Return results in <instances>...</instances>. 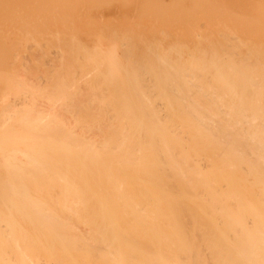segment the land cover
<instances>
[{
	"label": "bare ground",
	"instance_id": "obj_1",
	"mask_svg": "<svg viewBox=\"0 0 264 264\" xmlns=\"http://www.w3.org/2000/svg\"><path fill=\"white\" fill-rule=\"evenodd\" d=\"M14 1L0 264H264V0Z\"/></svg>",
	"mask_w": 264,
	"mask_h": 264
},
{
	"label": "rangeland",
	"instance_id": "obj_2",
	"mask_svg": "<svg viewBox=\"0 0 264 264\" xmlns=\"http://www.w3.org/2000/svg\"><path fill=\"white\" fill-rule=\"evenodd\" d=\"M7 1V0H6ZM13 0H11V4H13V2H12ZM16 1V0H15ZM14 1V2H15ZM17 1H19L20 2V0H17ZM31 1V0H30ZM103 1V4L102 5H99L98 3H96V4H94L92 7H89V4H86V5H83V7L85 8V9H82L81 10V7H80V5H76V4H73V6L75 5V7H73L72 5H71V7L70 6H67V3H63V2H61V1H58L59 3H60V6L59 7H56L59 11L62 9L63 11H65V10H68V8H69V10L68 11H65V12H67V14H65V17H67V19H69L70 17V15H74V16H76L77 17V15L78 16H80V15H83V18L85 17V15H86V13H85V11H87L88 12V10H90L91 8L92 9H94L93 10V13H89L90 14V18H88V20H84L83 22L81 21V17H79V18H77L79 21H80V23L78 24V20H76V19H73L74 20V22H73V20H72V18H70L69 20H71V21H68V22H71L70 23V25L72 24V25H74L75 27H77L78 29H81V30H83V31H86V32H89V33H91V34H98L99 32H107L109 29H111V27L110 26H116V27H118V26H121V22L120 21H122L121 20V15H118V14H122L124 11H123V9H122V11L120 10L119 11V13H118V8L119 9H121V7L122 6H116L115 4H114V2L115 1H108V0H102ZM4 2V4H3V6L2 7H0V10L3 12L4 10V12H3V18H6L7 16H6V10H8V8L7 7H9V9H11V8H16V11H19L21 8H23L21 5H18V2H15V6L14 7H12L13 5H11V4H8L9 6H7V4H6V2H5V0L3 1ZM9 2H10V0H9ZM111 2H113V5L111 4ZM6 4V5H5ZM16 4H17V6H16ZM71 4V2H69V5ZM106 4V5H105ZM109 4V5H108ZM110 4H111V6H110ZM123 4H124V2H123ZM82 5V4H81ZM117 5H118V1H117ZM119 5H121V4H119ZM125 5V6H124ZM123 5V7L124 8H127V4H124ZM0 6H1V4H0ZM11 6V7H10ZM21 6V7H20ZM36 6V7H35ZM34 6V8H36V9H38L39 8V6L38 5H35ZM66 6H67V9H65L66 8ZM129 6V5H128ZM114 7V8H113ZM118 7V8H117ZM130 7V6H129ZM115 8L117 9V10H115ZM22 10V9H21ZM61 10V11H62ZM114 10V11H113ZM15 11V12H16ZM81 11H84V12H82V13H80ZM110 11V12H109ZM117 11V12H116ZM97 12V13H96ZM116 12V13H115ZM125 12H126V10H125ZM124 12V13H125ZM55 14H51L52 16L51 17H53V22H52V24L54 25H57L58 23L57 22H59L60 20L62 21V18L63 19H66L64 16H62V15H64V14H62L61 15V19L59 18V13L58 12H54ZM96 13V14H95ZM108 13V14H107ZM35 14H37V13H35ZM40 15H48V14H44V13H39ZM39 14H38V16H39ZM61 14V13H60ZM88 14V13H87ZM100 14H101V16H100ZM13 16L15 15V14H12ZM22 15V16H21ZM21 18H25L24 16H27V15H29L31 18H32V14H26V13H23V12H21ZM118 15V17H116ZM35 16V15H34ZM89 16V15H88ZM110 16V17H109ZM41 16H39L36 20H34V21H39V18H40ZM43 17V16H42ZM45 17V16H44ZM43 17V18H44ZM75 17V18H76ZM86 17H87V15H86ZM113 17V18H112ZM115 17H116V19H115ZM29 18V17H28ZM48 18V17H47ZM110 20H109V19ZM60 19V20H59ZM93 19V22L95 21L96 23H93V22H91V20ZM101 19H103V20H101ZM113 19V20H112ZM117 20V22L115 21V20ZM31 19H27V21L25 20V21H22V25L24 26H22L23 27V29L26 27V29L27 30H29V31H33V30H35L36 28H31L32 26H34L35 24H30V23H33V22H31L32 20H33V18H32V20L30 21ZM119 20V21H118ZM65 21V20H64ZM108 21V22H107ZM114 21V22H113ZM124 21V20H123ZM76 22H77V24H76ZM85 22H87L85 25H84V23ZM102 22V23H101ZM105 22H107V23H105ZM39 23V22H38ZM125 23V22H124ZM12 23H9V21H7V20H5V21H3V24L2 25H4L5 27H7V29H8V26H10L11 28H12V25H11ZM104 24H106V26L103 28V26H104ZM123 24V23H122ZM2 25H0V26H2ZM89 25V26H88ZM103 25V26H102ZM28 26V27H27ZM86 26H88V27H86ZM3 26L1 27V29H0V32H2V34L3 35H5V33L6 32H8V30L6 29V28H3ZM29 28H31V29H29ZM103 28V29H102ZM88 29V30H87Z\"/></svg>",
	"mask_w": 264,
	"mask_h": 264
}]
</instances>
